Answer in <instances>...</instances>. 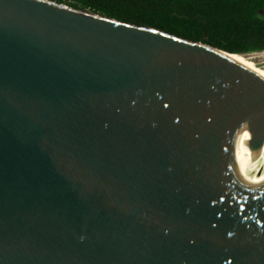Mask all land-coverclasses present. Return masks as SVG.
I'll return each instance as SVG.
<instances>
[{
    "label": "water",
    "instance_id": "95a60500",
    "mask_svg": "<svg viewBox=\"0 0 264 264\" xmlns=\"http://www.w3.org/2000/svg\"><path fill=\"white\" fill-rule=\"evenodd\" d=\"M233 55L0 0V264H264V59Z\"/></svg>",
    "mask_w": 264,
    "mask_h": 264
},
{
    "label": "trees",
    "instance_id": "16d2710c",
    "mask_svg": "<svg viewBox=\"0 0 264 264\" xmlns=\"http://www.w3.org/2000/svg\"><path fill=\"white\" fill-rule=\"evenodd\" d=\"M234 54L264 51V0H55Z\"/></svg>",
    "mask_w": 264,
    "mask_h": 264
},
{
    "label": "bare ground",
    "instance_id": "6f19581e",
    "mask_svg": "<svg viewBox=\"0 0 264 264\" xmlns=\"http://www.w3.org/2000/svg\"><path fill=\"white\" fill-rule=\"evenodd\" d=\"M237 62H239L240 64L246 63V62H250L253 61L251 58L245 57L243 55L240 54H235L232 56Z\"/></svg>",
    "mask_w": 264,
    "mask_h": 264
},
{
    "label": "rangeland",
    "instance_id": "374dc122",
    "mask_svg": "<svg viewBox=\"0 0 264 264\" xmlns=\"http://www.w3.org/2000/svg\"><path fill=\"white\" fill-rule=\"evenodd\" d=\"M252 60H262L264 59V51L258 53H252L251 55Z\"/></svg>",
    "mask_w": 264,
    "mask_h": 264
}]
</instances>
